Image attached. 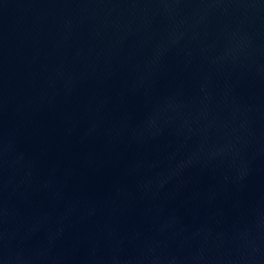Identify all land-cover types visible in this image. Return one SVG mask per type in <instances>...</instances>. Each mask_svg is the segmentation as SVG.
<instances>
[{
  "label": "water",
  "instance_id": "1",
  "mask_svg": "<svg viewBox=\"0 0 264 264\" xmlns=\"http://www.w3.org/2000/svg\"><path fill=\"white\" fill-rule=\"evenodd\" d=\"M0 264H264V0H0Z\"/></svg>",
  "mask_w": 264,
  "mask_h": 264
}]
</instances>
